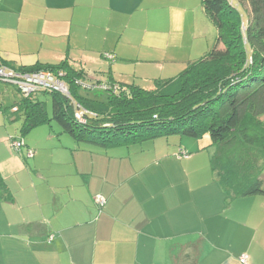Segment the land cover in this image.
<instances>
[{
	"label": "crops",
	"instance_id": "obj_1",
	"mask_svg": "<svg viewBox=\"0 0 264 264\" xmlns=\"http://www.w3.org/2000/svg\"><path fill=\"white\" fill-rule=\"evenodd\" d=\"M151 1L0 0V65L67 62L85 74L87 91L143 79L152 81L143 88L155 89L185 69L183 50L194 35L208 45L214 31L209 24L191 30L187 11L172 4L163 18L150 16ZM3 84L0 264H242L243 255L247 264H264V195L228 199L211 169L210 136L112 148L62 131L26 138L25 110L18 111L24 98ZM19 138L26 147L16 151Z\"/></svg>",
	"mask_w": 264,
	"mask_h": 264
},
{
	"label": "trees",
	"instance_id": "obj_2",
	"mask_svg": "<svg viewBox=\"0 0 264 264\" xmlns=\"http://www.w3.org/2000/svg\"><path fill=\"white\" fill-rule=\"evenodd\" d=\"M202 7L216 29L215 46L188 61L176 78L157 80L155 89L105 84L100 89L107 99L102 101L82 94L85 74L67 62L8 67L62 73L70 93L40 92L53 97L50 117L43 102L31 99L38 93L25 97L0 79L24 98L18 108L25 110L22 135L51 121L78 142L101 148L208 135L216 148L211 169L228 199L264 195V0H202ZM78 106L87 111L86 123L76 116Z\"/></svg>",
	"mask_w": 264,
	"mask_h": 264
},
{
	"label": "rangeland",
	"instance_id": "obj_3",
	"mask_svg": "<svg viewBox=\"0 0 264 264\" xmlns=\"http://www.w3.org/2000/svg\"><path fill=\"white\" fill-rule=\"evenodd\" d=\"M152 1H154L153 5H154V8L156 10H155V13L153 12L152 15L149 14L150 16H154L156 18H163V15L166 14V12H167V8H166L167 5L172 4V5H174V7H181L187 11L188 17L190 18V20H189L190 22L187 25L190 24L191 30H193V31L197 30L198 33H201L202 29L205 27L206 24H209L210 27L213 29V31H214L213 32L214 33L213 38L214 39L209 38L208 39V45L206 44V41H203V39L198 37V35H194V37L192 39V44L189 43V45L183 50L184 54L185 53L188 54L186 59L195 60L196 58L197 59L201 58L202 56H204L205 54L210 52V50H212V48L216 44L217 32H216V29L213 27V25L210 23V21L208 20V18L206 17V15L204 13V10L202 7V0H152ZM163 7H164V11L162 10ZM243 15L246 17V13L244 11H243ZM141 17H142V15L139 16L140 19H137V21L135 23L136 28L142 22ZM125 31H126V29L124 30V32ZM125 35H126V32H125ZM190 37L191 36H189V38ZM125 38H126V36H124V39ZM195 47H196V49H195ZM139 52H140V49L138 50V53ZM142 54H143V52L140 55H142ZM184 54H182V55H184ZM192 54L194 56H197V57H195V59H193L194 57H191ZM128 67H130V66H128ZM132 67L135 69V67H137V65L133 64ZM149 82L151 83L152 81L146 82L143 79V80H141V83H138L137 86H139V85H140V87L148 86ZM0 85L5 86V84H3L2 82H0ZM106 93L107 92L103 91L102 89H100V90L97 89L96 91H87L85 89L82 90V94L84 96H87V97L89 96V98H98L99 100H102V101H106V99H107ZM38 94H36V95H38ZM38 98L41 102H43L45 104V108L48 112V115L50 117H52L53 97L51 95L39 94ZM262 119L264 120V116L262 117ZM7 123L9 124V126H13V127H16L17 125H19L18 122H12L10 119H7ZM44 131L56 133L57 131L61 132L62 128L56 122H51L50 124L48 123L41 128H37V129L31 131L30 133L27 134L28 136L26 138H28L31 135H36V134L44 132ZM18 133H20L19 129H18ZM144 145H145V147H149L148 145H150V144H144ZM140 147H141V145L137 146L138 149H140Z\"/></svg>",
	"mask_w": 264,
	"mask_h": 264
},
{
	"label": "built area",
	"instance_id": "obj_4",
	"mask_svg": "<svg viewBox=\"0 0 264 264\" xmlns=\"http://www.w3.org/2000/svg\"><path fill=\"white\" fill-rule=\"evenodd\" d=\"M107 57L113 58L109 56ZM61 76H63L62 73L60 74V76H57L47 72H40V73L19 72L0 65V79L2 81L15 85L19 89L21 94H23L25 97L40 92H57L64 95H69L70 93L68 86L62 80ZM103 88L106 89L105 86ZM114 89L117 90V87H115ZM78 108H79V112L76 115L77 118L79 119L80 122L86 123L85 114L87 113V111H85L79 106ZM24 147H25L24 141L22 140L12 141V148L14 150L20 151ZM27 156L29 158H32L34 156V151L28 150ZM180 157L188 158V155L186 153H183L180 155ZM96 204L99 206V208H103V206L105 205V199L103 197H97ZM248 261H249L248 255H243L240 259V262L242 264H247Z\"/></svg>",
	"mask_w": 264,
	"mask_h": 264
}]
</instances>
